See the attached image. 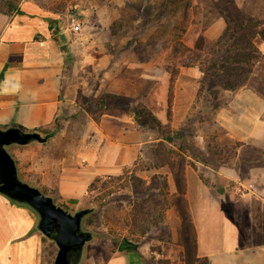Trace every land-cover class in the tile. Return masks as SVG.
I'll list each match as a JSON object with an SVG mask.
<instances>
[{"label": "crops", "instance_id": "0c3cea01", "mask_svg": "<svg viewBox=\"0 0 264 264\" xmlns=\"http://www.w3.org/2000/svg\"><path fill=\"white\" fill-rule=\"evenodd\" d=\"M234 3L251 21H264V0ZM210 12L208 25L189 23L183 35L188 47H197L201 32L214 40L227 26L214 5ZM64 16L30 0L19 3L9 16L0 13V127L45 130L83 97L94 98L103 92L123 94L132 104L142 100L159 121L167 122L168 72L160 74L151 68L147 71L149 61L140 62L134 55L123 62L105 52L90 55V67L81 64L69 52L70 34L64 29ZM259 40L260 58L233 100L237 105L239 94L248 92L257 105H245L241 111L237 109V114L223 112L225 123L220 124L228 128L227 136L241 142V146H258L264 151V41L261 37ZM82 58L83 63L87 62ZM110 61L112 68L106 69ZM124 69L133 73L130 75ZM185 70L181 69L180 76L190 71ZM141 81L150 83L145 93L138 91ZM180 89L176 86L175 103ZM156 99L161 105L159 113L163 111L160 117L154 112ZM132 117L102 114L99 122L93 119L71 154L56 156L53 161L36 152L29 156L11 155L23 180L52 196L62 207L77 205L95 177L119 175L134 161L142 144ZM104 118L117 124L119 131L106 130L101 123ZM171 123H177L175 115ZM127 134H133L128 141L124 139ZM67 135L56 132L51 139ZM34 143L39 142L17 146L26 149ZM200 165L197 169L184 167L185 198L196 235L193 264H264V188L251 183L252 177L241 178L236 167L219 165L214 169L213 165ZM22 173L32 180L23 178ZM164 173L173 198L177 195L173 176L169 169ZM218 186L225 188L224 197L215 192ZM37 221V214L29 206L0 193V264H44L45 245L50 240L39 232ZM155 241L159 252L152 249ZM86 245L80 264H156L158 259L186 264L181 219L175 203L167 207L163 221L136 250H117L106 257Z\"/></svg>", "mask_w": 264, "mask_h": 264}, {"label": "rangeland", "instance_id": "374dc122", "mask_svg": "<svg viewBox=\"0 0 264 264\" xmlns=\"http://www.w3.org/2000/svg\"><path fill=\"white\" fill-rule=\"evenodd\" d=\"M12 1L18 5L22 1L28 0ZM30 1L64 14L65 23L70 16H80L83 19L85 26V33L82 36L84 44L77 45L73 50L70 49V46L68 47L69 52L74 57L76 56L81 64L89 65L90 67L92 63V61L91 63L89 61V58L91 60L90 55H97L100 52L110 53L113 59L116 58L123 62L129 60L132 55L138 59L135 49H139L142 57L148 56V54L152 56V59L148 62L150 64L147 71H149V68L156 69L160 74L168 72L166 67L170 65V61H168L170 50L157 52L160 44H156L157 46L153 48L152 44L154 43L151 42L150 37L156 35L157 28L161 26L169 27L176 23L177 14L170 15L169 13L173 6L177 5L180 10L184 2L189 3L190 12L187 28L191 22L208 25L212 17L210 11L213 5L225 18L229 28V35L238 34V25L247 24L251 21L246 13L241 12L235 6L234 0H176L174 3L165 0ZM1 4H3V0H0ZM220 35L221 33L214 40H211L202 36L201 32L197 47L192 48L195 54L189 58L192 65L190 67L192 68L188 69L189 66L181 68L184 69V72H186L185 69L190 70L188 72L192 75L186 73L180 76V69L174 83L171 119H167V122L162 123L163 127L160 132L153 127L137 123L132 117L133 125L137 129L136 133L139 139H142H140L142 145L137 148L138 151L134 161L125 167L121 174L102 177L107 182L106 186L101 187L102 183L97 184L93 191H87L77 205H63L69 212H74L83 207L92 208L91 212L84 218L83 226L85 229L96 233V236L86 245L93 252L100 251L103 252L104 256H110V254H114L119 250V240L123 237L130 238L139 245L151 236V231H153L154 227L160 225L161 222L154 225L152 222L155 219H151L148 231L141 235L138 226H132L131 221L133 217H136L135 207L138 208V203L149 196L150 190L147 189V185L151 177L154 174H158L159 176L156 177L155 182L159 184L165 178L164 175L166 174L164 171L168 169L167 166L159 168V170L152 168V165L157 162L153 155L161 133L180 131L182 136L175 138L171 143H166V145L174 150L176 154L179 152V148L181 149V153H179L184 156L185 166L188 165L197 169V166L201 168L200 163L209 165V162H214V167L211 165L214 169L219 165L236 167L241 178L250 179L252 177L250 179L251 183L264 188V151L259 149L258 146H241V142L227 136L228 128L220 124L225 123V118H223L225 116L222 114H237L238 110L241 111L243 106L256 104L251 94L245 92L239 94L237 105H234L233 100L235 101L236 99V93L246 82L236 91L226 89L223 86L225 80L221 76L223 75L222 68L211 69L213 62L218 63L219 61L220 63V60L225 55L227 45L232 42L228 41L230 38L228 35L222 37L221 41L216 43ZM259 37L257 34L252 39V43L256 48L259 41H261ZM137 38L143 42L142 46L136 44L135 40ZM249 52L251 62L248 61L247 63L246 60H243L239 63L245 68L260 58L259 50L256 52L250 48ZM82 57H85L87 62L83 63L84 59ZM112 61L109 62L106 69L112 68ZM140 69L141 67H139ZM144 71L146 70L144 69ZM246 71L244 69L245 73L239 77L242 78L245 74L247 75ZM127 72L131 75L133 70L128 69ZM137 76H139L138 80L140 81L141 75L138 74ZM140 84L138 91L145 93L146 85L148 87L150 83L141 81ZM176 86L181 89L178 92L175 103ZM156 87L159 88V86ZM193 90L195 93H193ZM101 94L94 98L83 97L75 105L73 104L65 115L57 117L52 127L41 132L42 134L50 131H53V134L66 132L68 134L67 138L59 137L52 140V134L45 142L34 143L30 148L25 149V147H19L15 144L9 145L7 147L8 151L16 157H19V155L29 156L32 152H36L37 155L44 158L49 157L52 161L56 156L70 155L72 148L77 146L80 138L87 132L91 121L95 120V115L88 111L87 106H90L91 102L94 103ZM110 94L113 95V93ZM193 95L194 99L191 101V105L184 111V106H187ZM116 96L117 98L113 102L114 109L109 114L128 116L130 113L126 110L127 105L144 106L142 100L132 104L127 96L123 94H116ZM158 101L159 99H156L154 102V112L156 116L159 115L160 117L163 111L159 113L161 105L159 106ZM147 110L150 111L148 108ZM165 115L167 117V112H165ZM174 115L177 123L172 125L171 122ZM99 117L95 121L99 122L101 120H99ZM101 123L110 132H116L120 129L117 124H114L108 118H104ZM123 124L125 125L126 123ZM132 136L133 134H127L124 139L128 141ZM33 148L36 149L31 150ZM197 156H200V158ZM196 162L199 163L196 164ZM117 176H120V179H117ZM22 177L29 178L25 173H22ZM156 190L159 193H156L158 198H165L169 205L174 203L177 195L173 198L170 197L169 186L165 191ZM170 198L172 199L170 200ZM150 208L151 204L148 203L144 210L147 211ZM136 220L140 221L141 219L136 217ZM51 242L45 245L44 264H52L57 251L55 243ZM153 246H158V243L156 241L153 242Z\"/></svg>", "mask_w": 264, "mask_h": 264}, {"label": "trees", "instance_id": "16d2710c", "mask_svg": "<svg viewBox=\"0 0 264 264\" xmlns=\"http://www.w3.org/2000/svg\"><path fill=\"white\" fill-rule=\"evenodd\" d=\"M171 1L174 3L176 0H165ZM6 3V4H4ZM18 7L17 3L12 0H3V4L0 5V13H3L6 16L11 15L16 8ZM189 3L184 2L183 6L178 9L177 5L173 6L169 13L170 15H176V23L172 24L171 26H161L157 28L156 35H153L151 38L152 47H156V44H160L157 52L159 51H166L170 50V56L168 57V61H170V65L166 67L169 73V81H168V91H167V119H171V109H172V101L174 97V83L179 74V71L182 67L192 66L191 61H189L190 56H193L195 51L188 47L183 42V35L187 29V24L189 20ZM178 11V12H177ZM239 23V22H238ZM264 21L263 20H252L250 23L247 24H239L238 31L236 35L230 34L229 35V28L228 24L218 37L216 43L221 41L222 37H226L229 35L228 41H232L231 44H228L226 47V52L224 57L220 60L221 64L217 62H213L212 68H222L223 75L222 79L224 81V88H228L232 91H236L240 88L247 80V76H249L250 72L252 71L253 64H249V67L246 68L239 64L241 61L246 60L247 63L250 61L251 56L249 49H253V51L258 52L257 48L252 43V39L255 35H259L262 40L264 41ZM136 44L142 46L143 42L137 38ZM226 45V44H225ZM141 50L135 49V53L140 62H146L152 59V56L148 54V56L142 57ZM198 57V56H197ZM255 57V56H254ZM188 58V59H187ZM251 62V61H250ZM202 63V62H201ZM246 69V73L242 78ZM117 98L116 94H110L109 92H103L96 101L91 102L90 106H87V109L90 113L95 115V120L98 119L99 116L102 114H109L112 113L114 109L113 102ZM93 103V104H92ZM126 110L133 116L134 120L142 125L153 127L154 129L161 131L163 124L159 121L150 111L147 110L145 106L136 107V106H126ZM98 117H97V116ZM22 129V126H19ZM26 130V129H25ZM37 131L42 132L43 130L34 129ZM53 134V131L46 132L43 135L47 136V139ZM182 134L180 131H176L174 133H161L160 140L158 141L157 145L154 148V155L153 158L157 159L152 165V168H159L162 166H167L169 171L171 172L175 186L177 189V196L174 199V203L178 208V212L181 219V230L183 232L184 237V249H185V257H186V264H193L196 260L195 253H194V245L196 240V235L194 231V227L192 225L189 208L187 204V200L185 198V177H184V156L180 153L181 149L179 148V152L176 154L174 150L169 148L166 143H171L174 141L175 138H180ZM175 154V155H174ZM200 158V156H197ZM209 165L214 166V162H209ZM158 174H154L151 177L149 184L147 185V189L150 190L148 198L141 200L138 203V208L135 207V215L139 217L141 220L137 221L136 217H133L131 221L132 226H138L140 229V234H144L148 231L149 222L151 219H155L152 222L154 225L163 221L164 211L169 206V203L166 201L165 198H158L156 196V189H160L162 191L167 190L168 184L166 178H164L160 184L155 182L156 177ZM116 179V177H115ZM117 179H120V176H117ZM102 183L100 186L105 187L107 182L103 180L102 176L95 177L91 183L89 184L88 191H93L97 184ZM141 191V190H140ZM151 204V208L147 211L144 210L146 204ZM61 206V205H60ZM137 206V205H136ZM156 216V218H155ZM92 235V239L96 236V233L90 230ZM46 239V238H45ZM51 242V241H49ZM52 243V242H51ZM138 243L130 238L123 237L119 240L118 249L119 250H136ZM153 250L159 252L160 248L158 246H153ZM156 264H170L166 259H158Z\"/></svg>", "mask_w": 264, "mask_h": 264}, {"label": "water", "instance_id": "95a60500", "mask_svg": "<svg viewBox=\"0 0 264 264\" xmlns=\"http://www.w3.org/2000/svg\"><path fill=\"white\" fill-rule=\"evenodd\" d=\"M46 140L47 136L37 130H25L19 126L0 127V193L29 206L37 214V229L57 247L52 264H79L86 243L92 240L90 230L83 226L84 218L92 208L83 207L69 212L56 204L52 196L21 178L16 161L7 149L13 144L22 146ZM215 192L224 197L225 188L219 186Z\"/></svg>", "mask_w": 264, "mask_h": 264}, {"label": "built area", "instance_id": "2783aa9c", "mask_svg": "<svg viewBox=\"0 0 264 264\" xmlns=\"http://www.w3.org/2000/svg\"><path fill=\"white\" fill-rule=\"evenodd\" d=\"M64 29L68 30L70 49L76 48L77 45H83V34L85 33V26L83 19L80 16H70L65 23Z\"/></svg>", "mask_w": 264, "mask_h": 264}]
</instances>
